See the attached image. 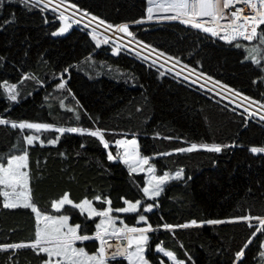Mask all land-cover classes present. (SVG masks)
I'll return each instance as SVG.
<instances>
[{
  "label": "trees",
  "instance_id": "16d2710c",
  "mask_svg": "<svg viewBox=\"0 0 264 264\" xmlns=\"http://www.w3.org/2000/svg\"><path fill=\"white\" fill-rule=\"evenodd\" d=\"M70 2L115 23L139 19L146 5V0ZM13 10L17 22L0 29V57L6 58L0 60V81L19 82L20 95L17 102H10L0 89V116L64 126L89 127L99 123L103 128L115 130L109 131V140L134 136L141 153L157 164L158 174L183 167L185 177L170 181L158 198L159 206L148 213L154 226L164 222L185 224L192 219L225 221L249 212L253 216L264 215V154L248 150L252 145H264V124L259 117H248L244 109L190 80L184 81L183 77L160 75L164 68L157 72L159 65L150 67V61L141 60L130 49L121 47L119 53H113L114 40L97 46L82 25L73 24L67 33L53 36L59 23L51 12L47 14L51 23L45 24L40 10L27 11L12 0L0 9V23ZM130 27L139 39L182 57L185 63L247 95L264 99L261 95L264 71L243 60L242 47H229L208 39L201 30L190 29L179 21L144 22ZM69 65L70 71L64 74L67 88L56 89L55 83H59L56 74ZM24 72L29 73V78L21 81ZM33 74L47 78V83L38 84ZM258 76L261 81L253 83ZM61 100L67 107H61ZM72 109L79 112V120ZM17 132L0 125V156L13 154L11 145L22 143ZM55 135L51 130L44 133L47 138ZM233 141L235 145L221 153L195 150L155 156L193 142L230 145ZM114 149L113 144V152ZM29 151L27 170L32 198L38 208L50 214H58L51 209V201L65 191L77 201L85 196L110 193L114 207L123 206L119 196H142L140 186L144 176L129 173L121 162L108 161L107 150L90 136L65 133L57 145L36 143ZM114 214L130 225H137L135 214ZM72 222H84V217L77 211ZM253 223L258 226V222ZM35 227L31 209L3 207L0 193V243L32 239ZM86 227L95 230L91 222ZM252 230L243 221L189 225L175 229V235L158 229L150 233L152 251L155 242L163 241L187 264H233L235 251L243 246ZM78 246L95 251L98 244L87 241ZM186 254H190V260ZM10 255L16 264H39L36 255L27 248L0 251V264H12ZM257 255L258 241L247 249L243 264H258Z\"/></svg>",
  "mask_w": 264,
  "mask_h": 264
},
{
  "label": "snow or ice",
  "instance_id": "6c2138e0",
  "mask_svg": "<svg viewBox=\"0 0 264 264\" xmlns=\"http://www.w3.org/2000/svg\"><path fill=\"white\" fill-rule=\"evenodd\" d=\"M12 0H0V9ZM16 2L27 11L40 10L44 23H51L48 13L51 12L54 20L59 23L52 32L53 36L67 33L73 24L84 27V30L91 37L97 46L109 44L112 36L107 33L112 31L113 36L119 34L113 53H119L121 47L130 49L141 60L150 61V67L164 68L160 75H173L176 78L183 77L184 81H191L192 84H199L201 89H207L210 93H215L216 97L237 104L244 109L248 117H259V122L264 124V99H257L252 95H247L243 90L223 83L214 76L198 70L196 67L184 62L182 57L175 56L169 52L139 39L131 30V25H141L151 21H180L183 25L201 30L206 34V38H215L223 41L229 47L233 45L243 48L244 61H251L260 66L264 71V0H146L144 14L139 19L123 21L119 23L111 22L106 18L94 14L87 8L70 0H16ZM17 22L15 10L8 18L0 23V29ZM103 28V32L100 29ZM125 37L129 38L127 43L122 42ZM135 42V47L132 44ZM141 48L143 49L141 51ZM27 55V52L25 53ZM6 59L0 57V60ZM71 65L64 68L56 75L59 83H55L56 89H66L67 82L64 74L70 71ZM29 78V73L24 72L21 81ZM40 85L47 83V78L40 79L33 74ZM203 78V82L201 79ZM261 77H256L253 83H259ZM211 84V87H209ZM19 82L13 83L5 79L0 81V89L8 101L17 102L20 95ZM219 87V90L217 88ZM71 91L70 89H68ZM227 91V94H225ZM264 96V93L261 94ZM61 107H67L64 101L60 102ZM258 108V110H256ZM140 109L138 108V111ZM77 119L80 114L76 109ZM85 111H87L85 109ZM235 112V109H233ZM243 115V113H242ZM91 118V114H89ZM247 124V120L245 121ZM0 125L10 126L13 130H18L17 134L22 139V143L11 145L13 154L5 157L0 156V193L3 196V207L16 209L24 207L31 209L35 214L34 238L12 242L0 243V251L16 252L20 249H31L36 255L39 264H187L186 259H181L177 251L164 245L163 241L155 242V251H152V237L150 233L164 229L172 231L175 229L195 226L198 224H220L223 222H248L249 228L254 229L247 237L243 246L234 253L233 264H243L247 249L258 241V264H264V215L253 216L251 212L247 215H236L226 218L225 221L197 220L192 219L185 224L161 223L153 225L148 213L159 206L158 198L164 192L165 186L173 180H181L185 177V169L178 167L175 171L163 170L158 174L157 164L152 162V157L142 154L138 140L126 137L108 139L109 130L99 126H64L52 122H37L28 119H9L0 116ZM54 130L55 135L47 138L44 133ZM65 133L87 135L95 138L103 149L107 150V160L122 162L127 165L129 173H146L143 184L140 186L142 196L140 198H128L127 195L119 196L123 201V206L114 207L111 194H96L89 198L85 196L78 201L73 199L68 191L63 192L58 198L51 201V209L57 210L58 214H50L47 210H41L32 198V191L29 186L30 173L27 170L30 163V147L37 142L41 146L57 145L61 136ZM160 136V133H156ZM171 139V137H166ZM117 151L114 153L112 145ZM235 141L230 145L221 143H190L186 147H176L166 153H155V156L171 155L172 153L193 152L195 150H207L209 152L221 153L226 147L234 146ZM84 147V145H81ZM252 154H264V145H252L249 147ZM60 155H66L60 153ZM215 163V161H214ZM96 202H100L97 205ZM78 213L84 217V222H72L73 215ZM62 213V214H60ZM120 214H135L137 225L128 224ZM253 221L258 222L257 224ZM91 222L95 225L92 231L86 224ZM94 241L98 242L95 251H90L86 247L77 246V242ZM180 247L184 245L181 242ZM162 254V255H161ZM188 260L190 254H186ZM153 257H161L159 260ZM9 260L16 264L14 256L10 255Z\"/></svg>",
  "mask_w": 264,
  "mask_h": 264
},
{
  "label": "rangeland",
  "instance_id": "374dc122",
  "mask_svg": "<svg viewBox=\"0 0 264 264\" xmlns=\"http://www.w3.org/2000/svg\"><path fill=\"white\" fill-rule=\"evenodd\" d=\"M159 22H161V21H159ZM100 31L101 32H103V28H101L100 29ZM107 35L108 36H112L113 37V39H117V37L116 36H113V33H112V31H109L108 33H107ZM118 35V37H119V34H117ZM119 39V38H118ZM209 87H211V84H209ZM219 90V89H218ZM222 98V97H221ZM256 110H258V108L256 109ZM51 131H54V130H51ZM55 132V131H54ZM57 135H59L58 133H56ZM37 143H39V142H37ZM115 146V145H114ZM114 151L116 152L117 151V149H116V147H115V149H114ZM114 152V153H115ZM122 163V162H121ZM123 164V163H122ZM124 165V164H123ZM126 168H127V165H124ZM128 169V168H127ZM135 174H142L143 176H144V179H145V176L147 175L146 173H135ZM162 174V173H161ZM1 188H2V186H1ZM1 195H2V193H1ZM2 198H3V196H2ZM22 207V206H21ZM54 210V209H53ZM54 211H57V210H54ZM120 214V213H119ZM35 215V214H34ZM79 243H81V242H77V246H78V244ZM97 244H98V242H97ZM162 255V254H161Z\"/></svg>",
  "mask_w": 264,
  "mask_h": 264
},
{
  "label": "built area",
  "instance_id": "2783aa9c",
  "mask_svg": "<svg viewBox=\"0 0 264 264\" xmlns=\"http://www.w3.org/2000/svg\"><path fill=\"white\" fill-rule=\"evenodd\" d=\"M188 28H190L191 29V27L190 26H187ZM116 37H117V39H114V40H119L118 38V35H116ZM113 39V38H112ZM129 38H127V37H125V40L122 42V44L123 43H127V40H128ZM213 39H215V38H213ZM216 40V39H215ZM216 41H218V40H216ZM219 42H222V43H225V42H223V41H219ZM132 47H135V42L132 44ZM143 49L141 48V51H142ZM201 82H203V78L201 79ZM197 85H199L198 83H197ZM200 86V85H199ZM219 89V87L217 88V90ZM225 94H227V91H225Z\"/></svg>",
  "mask_w": 264,
  "mask_h": 264
},
{
  "label": "bare ground",
  "instance_id": "6f19581e",
  "mask_svg": "<svg viewBox=\"0 0 264 264\" xmlns=\"http://www.w3.org/2000/svg\"><path fill=\"white\" fill-rule=\"evenodd\" d=\"M230 102V101H229ZM233 104V103H232ZM234 105H236V106H238L237 104H234ZM239 107V106H238ZM241 108V107H240ZM243 109V108H242Z\"/></svg>",
  "mask_w": 264,
  "mask_h": 264
},
{
  "label": "crops",
  "instance_id": "0c3cea01",
  "mask_svg": "<svg viewBox=\"0 0 264 264\" xmlns=\"http://www.w3.org/2000/svg\"><path fill=\"white\" fill-rule=\"evenodd\" d=\"M151 22H159V21H151ZM180 22V21H179Z\"/></svg>",
  "mask_w": 264,
  "mask_h": 264
}]
</instances>
